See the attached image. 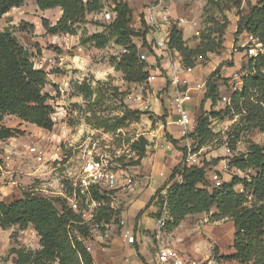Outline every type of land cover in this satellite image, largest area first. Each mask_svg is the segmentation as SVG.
<instances>
[{
  "label": "rangeland",
  "instance_id": "rangeland-1",
  "mask_svg": "<svg viewBox=\"0 0 264 264\" xmlns=\"http://www.w3.org/2000/svg\"><path fill=\"white\" fill-rule=\"evenodd\" d=\"M122 1L132 10L134 29L149 34V27L143 19V9L148 0ZM259 1L166 0L172 16L174 10L187 21L194 20L197 23L194 27L189 23L183 25V39L189 47L198 44L201 32L210 25L208 20L216 19L220 24L223 18L228 20L227 26L222 29L223 49L198 57L193 66L192 86L202 83L217 70L214 80L220 86V91L214 105L209 99L203 102L205 85L201 94V91H191V95L201 101L199 106L206 113L223 109L226 105L221 103V96L228 97L240 86L237 78L243 74L242 67L249 59V40L245 33L235 34L236 23L239 14L248 12V5H255ZM102 3L99 12L87 14L82 22L73 26L75 31L67 33L60 47L50 44V33L46 32L41 23L42 19H47L51 26L55 25L61 15L59 8L39 11L34 0H26L20 7L11 8L0 18V30H9L16 37L18 43L30 53L36 68L39 61L51 52L57 54V65L48 68L43 91L51 96L48 103L59 117L50 131L28 122H20L14 115L5 118L4 126L19 129L22 134L11 137L13 139L0 140V201L9 203L22 198L24 194L62 199L54 193L57 190L55 180L65 169L75 170L82 154L120 150L130 151L132 157L129 159H135L137 151L133 144L139 142L140 137L149 144L147 134L160 124L163 115L159 116L154 109L166 112L165 105L170 97L168 86L161 81L147 83L146 79L140 83L143 89L136 84L129 85L122 72L116 70L113 64L111 52L115 46L114 39L101 49L95 48L88 40L91 34L104 31V13L114 15L112 0H104ZM196 30L198 35L194 33ZM194 103L195 99L191 104ZM200 108L191 111L195 119ZM127 111H137V118L122 121ZM236 124V117H210L209 128L214 137L203 144L195 142L191 145L198 153L199 164L205 166L209 189L215 185L212 178L214 174L222 183L230 181L233 176L243 178L254 173L252 170L239 171L231 162L234 157L247 151L250 142L262 144L264 133L258 129L240 132ZM237 189L242 191L241 186ZM162 195L160 193L158 197ZM158 197L154 200L155 209L151 213L154 219L158 212ZM85 201L83 197L77 199L80 215L89 209ZM102 203L98 210L106 205L104 201ZM111 208L113 213L119 211L117 206ZM215 211L212 208L209 213L187 216L177 227L171 230L165 228L164 243L179 254L200 262L206 261L205 264H239L222 258L234 251V227L230 218H212L211 214ZM161 214L167 218L164 208ZM116 217L114 214L112 220L117 222L119 219ZM94 219L82 223L89 230L85 238L76 231L72 232L85 247L91 248L93 254L96 251L102 252L101 248L107 250L108 247L106 242H102V235L108 228L105 224L96 223ZM144 232H147L149 240L132 241L134 250L137 252L142 248L144 255L136 253L138 262L128 257L125 263L159 264L156 260L158 243L153 232ZM40 248L39 238L32 226L23 230L17 226L7 229L0 227V264H16V255L13 253L15 249L36 251Z\"/></svg>",
  "mask_w": 264,
  "mask_h": 264
},
{
  "label": "trees",
  "instance_id": "trees-1",
  "mask_svg": "<svg viewBox=\"0 0 264 264\" xmlns=\"http://www.w3.org/2000/svg\"><path fill=\"white\" fill-rule=\"evenodd\" d=\"M26 0H0V18L11 8L20 7ZM104 0H34L39 10L60 8L61 15L55 25H50L47 19H42V27L46 32H74L76 24L82 22L86 15L99 12ZM113 19L104 23V31L93 33L89 41L95 48L101 49L113 38L114 47H125L126 52L113 56L116 70L121 71L124 80L130 84H140L148 76L146 63L138 57L135 38H143L145 31H139L132 26V10L122 0H112ZM235 34L251 35L264 46V0L255 5H248V12L238 15ZM209 27L201 32L199 42L194 47L186 45L181 27L173 26L169 32V45L181 56L185 65L194 66L198 57L208 53L220 52L223 49V23L216 19L208 20ZM144 45H146L144 41ZM148 52L154 55L151 47ZM240 86L230 95V102L218 111L208 113L200 109L195 130L190 134L192 144H200L214 137L209 128L210 117L237 118V128L240 132L258 129L264 133V54L249 57L242 67ZM213 71L205 81L204 99L214 105L219 97V85L214 80ZM48 72L36 68L31 61L30 53L22 47L9 30H0V140L15 137L22 131L1 124L5 115H14L19 120L33 124L44 130H52L54 122L52 114L55 109L48 103L49 93L44 92ZM137 118V111H127L122 121ZM117 128L119 126H116ZM167 141L176 145L168 133ZM238 136V135H237ZM148 142L140 137L133 147L137 151L135 159H129L125 165H136L145 156ZM183 154L186 149L183 147ZM231 165L239 170H252L249 177L233 176L230 181H223L219 186L209 189L204 165H185L184 160L172 168L171 174L156 194L154 201L162 190L165 195L157 198L158 212L161 215L166 210L165 228L171 230L177 227L187 216L216 211L211 217L218 220L230 218L234 227L233 253L224 255L227 261L239 264H264V142H250L244 154L233 158ZM242 187V191L237 189ZM91 197L104 201L106 205L98 210L94 221L98 224H109L114 214L118 213L110 207L111 190L93 191ZM65 198H52L24 194L22 198L5 203L0 201V227L7 229L17 226L19 230L32 226L37 233L41 248L36 251L15 249L16 264H43L58 261L59 264H93L90 253L85 250L78 235L86 237L89 230L82 224L81 215L65 204ZM141 213V211H140Z\"/></svg>",
  "mask_w": 264,
  "mask_h": 264
},
{
  "label": "built area",
  "instance_id": "built-area-1",
  "mask_svg": "<svg viewBox=\"0 0 264 264\" xmlns=\"http://www.w3.org/2000/svg\"><path fill=\"white\" fill-rule=\"evenodd\" d=\"M113 19V14L106 12L103 14V20L108 23ZM143 19L146 25L149 27L150 33L143 38H135L134 43L138 49V57L141 61L146 63L148 69V76L146 78L147 83L155 81L157 76H163L169 87L172 89L170 98V107L175 113L177 119V125L179 126V133L182 138L190 139V134L195 130L196 120L193 117L189 104L193 100L191 95L192 90L201 91L204 87V83L192 86L194 67L185 65L181 61L180 54L171 49L169 45V32L173 26L183 27L185 23H189L191 27H194L197 23L187 21L183 17L174 18L171 15L170 9L166 0H148L146 6L143 9ZM196 35L199 32H194ZM67 33H53L50 34V44L60 47L61 42L66 39ZM249 45L247 49V55L249 57H257L264 54V46L251 35H247ZM144 41L146 45H144ZM151 47L154 52L152 56L147 47ZM126 52L125 47H114L111 55L118 56L120 53ZM57 54L51 52L49 56L44 57L39 61L38 68L48 71L57 65ZM167 59V64L162 65V60ZM49 68V69H48ZM236 77V73L234 74ZM240 84V77L237 78ZM143 89L141 84H136ZM236 89V88H235ZM230 102V96H221V103L228 105ZM59 119L57 113L52 114L53 122ZM192 141L185 149L184 164L185 165H197L199 159L198 153L194 151L191 146ZM35 149V148H34ZM132 157L130 151L121 152L116 150L113 153L96 152L94 154H82L80 161L75 170L71 171L65 169L61 176L55 180L54 193L57 196L67 199L68 206L79 213L77 199L83 197L86 199L85 204L88 206V210H84L81 213V223H87L94 219L97 215L98 208L103 204L101 201L95 200L91 197L93 191L112 190L114 189L120 179L122 173V163ZM215 181L214 186H219L217 174L212 176ZM166 191H162L161 194L165 195ZM166 217L161 214L155 222L153 229V235L158 243L157 249V261L159 264H205L203 261H197L187 256L179 254L176 250L164 243V230L166 224ZM123 237L129 241H133L131 230L125 229ZM88 253L91 252L89 246L85 247ZM103 251L104 248H101ZM208 264H215L209 262Z\"/></svg>",
  "mask_w": 264,
  "mask_h": 264
},
{
  "label": "crops",
  "instance_id": "crops-1",
  "mask_svg": "<svg viewBox=\"0 0 264 264\" xmlns=\"http://www.w3.org/2000/svg\"><path fill=\"white\" fill-rule=\"evenodd\" d=\"M174 15L176 18L181 17L173 10V17ZM30 23L32 22L30 21ZM145 35L148 36L147 33ZM165 64H167V59L162 60V65ZM222 76L225 77L224 75ZM159 81L169 88L170 97L165 105L166 112L159 111L158 108L154 109L159 116L163 115V118L160 124L147 134V138H150V143L147 146L145 156L136 165H125L122 167L121 179L118 185L111 190L110 202L111 207L117 206L119 208V220L117 222L112 220L109 224H105L108 229L102 235V242H106L108 247L107 250L104 248L102 252L96 251L94 254L93 252L90 253L93 264H122V262L127 264L125 262L128 257L137 259L138 262L136 253L144 255L142 248L139 251L137 250V252L134 250L132 242L123 237V232L125 229L131 230L133 240L144 241L150 239L147 236V232L144 231L150 230L153 232L157 219L151 216L155 205L154 201H150L156 192L164 186L171 174L172 168L183 160L184 154L181 149L192 141L191 139L181 137L179 126L176 122L177 117L170 107L172 89L169 87L167 80L161 75L157 76L152 83ZM205 81L202 82L204 85ZM129 85L131 84L129 83ZM201 93L202 91L199 94ZM194 99L195 103L192 105L191 103ZM193 100L189 104V108L191 111L195 109L198 111L201 101H198L195 97H193ZM7 116L3 117L1 124H3ZM165 133H168L177 141L176 145L167 141ZM164 191L166 190L164 189Z\"/></svg>",
  "mask_w": 264,
  "mask_h": 264
}]
</instances>
